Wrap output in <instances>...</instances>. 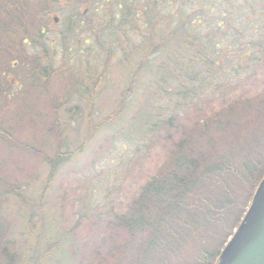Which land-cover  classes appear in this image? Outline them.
<instances>
[{
    "label": "rangeland",
    "instance_id": "rangeland-1",
    "mask_svg": "<svg viewBox=\"0 0 264 264\" xmlns=\"http://www.w3.org/2000/svg\"><path fill=\"white\" fill-rule=\"evenodd\" d=\"M25 1L26 9L16 0L0 16V264L213 263L202 254L229 238L222 234L227 222L221 221L227 213L244 209L247 198L241 192L231 198L220 188L214 195L204 191L195 197V209H181L184 204L172 200L160 204L164 238L153 249L127 244L117 231V217L126 215L146 183L169 166L177 142L192 135V119L227 106L208 89L200 92L199 102L189 104V90L185 98L178 94L180 86L167 91L160 77L173 61L170 50L155 48L138 69L146 31L133 32L124 24L127 10L144 20L152 13L166 18L173 13L175 24L180 13L193 11L197 4ZM209 1L218 0L204 3ZM227 3L217 8L226 10L227 22L232 12L233 23L247 24L249 11L257 20V7H264L246 0ZM74 15L78 23L70 26ZM211 17L222 18L220 12ZM197 26L194 31L201 32L205 24ZM164 29L161 23L153 37L159 38ZM171 45L167 42L164 48ZM245 74L248 78H239L230 95L264 93V69L253 66ZM157 85L164 89L156 92ZM198 85L195 81L194 91ZM242 125L241 137L251 130L248 123ZM255 129L258 145L264 141V111ZM227 134L237 139L236 133ZM59 154L48 179L46 158ZM226 202L237 203L236 210L227 208L217 218L222 211L217 208ZM172 227L176 236H170Z\"/></svg>",
    "mask_w": 264,
    "mask_h": 264
},
{
    "label": "trees",
    "instance_id": "trees-1",
    "mask_svg": "<svg viewBox=\"0 0 264 264\" xmlns=\"http://www.w3.org/2000/svg\"><path fill=\"white\" fill-rule=\"evenodd\" d=\"M204 1L187 0V3L192 2L197 6L193 11L183 15L180 13L175 24L173 13L168 18L152 13L148 20H144L136 19L131 13V8L127 10L129 17L124 22L130 25V30L132 27L136 30L133 32L146 31L143 33L145 48L143 57L137 65L138 69L142 68L141 65L145 64L147 57L153 55L155 48H161L160 52L170 50L173 61L167 65L168 72L160 77L167 85L165 87L167 91H172L173 85L180 86L178 94L185 98L189 90L193 95L186 103L189 104L190 101L199 102L200 92L208 89L213 98L221 96L224 99L223 103L227 105L218 110L203 111L200 116L192 119V135L177 142L171 150L166 163L169 166L161 170L159 176L156 175L146 183L126 215L117 217L118 235L123 236L127 244L144 247L142 248L144 251L148 247L156 248L155 244L161 243L164 238L161 226L165 219H161L158 214L160 204L172 200L175 205L183 203L181 209H195L196 198L203 196L204 191H210V194L214 195L219 188L231 198L236 197L237 192H241L247 198V204L242 211L230 215L227 213L222 218L221 222H227L222 234L231 235L245 212L256 184L264 175V141L257 145L259 136L255 129L257 117L264 111V93L250 96L240 92L236 96L230 95L233 88L238 86V79L243 76L247 79L245 73L253 66L264 69V7L261 9L257 7V20L250 18L249 11L245 19L247 24L244 21L233 23L232 12L227 22L223 19L226 10L217 8L219 3L228 7L229 0H218L213 4ZM246 1L264 4V0ZM15 2L16 0H0V16ZM18 2L24 8L29 3L25 0ZM155 4L156 0H153L151 7ZM217 12H220L222 18L211 17V14ZM161 23L165 25V29L159 38L153 37L154 30L160 27ZM198 23L205 24L201 32L194 31ZM224 34L226 36L219 39L220 35ZM227 36L229 40L225 42ZM232 37H236L235 41ZM167 42H172L173 45L164 48ZM161 69L164 70V66ZM104 74L105 69L95 78L94 86L102 80ZM133 74L137 76L138 73ZM228 76L229 80L226 81ZM195 81L199 84L197 91L193 90ZM161 89L164 88L158 85L155 87L156 92ZM243 123H248L251 130L241 137L240 134L244 131ZM229 131L236 133L237 139L225 137L224 134L228 136ZM60 160V154L54 159L46 158L50 166L48 179L53 176ZM236 204L226 202L217 208H221L222 211L215 216L217 218L223 216L227 208L234 209ZM173 227L171 231L169 230L170 236L177 235ZM224 240L222 239L213 251L203 252L202 258L210 256L214 260L220 247L227 241Z\"/></svg>",
    "mask_w": 264,
    "mask_h": 264
},
{
    "label": "water",
    "instance_id": "water-1",
    "mask_svg": "<svg viewBox=\"0 0 264 264\" xmlns=\"http://www.w3.org/2000/svg\"><path fill=\"white\" fill-rule=\"evenodd\" d=\"M213 264H264V175L232 236Z\"/></svg>",
    "mask_w": 264,
    "mask_h": 264
},
{
    "label": "flooded vegetation",
    "instance_id": "flooded-vegetation-1",
    "mask_svg": "<svg viewBox=\"0 0 264 264\" xmlns=\"http://www.w3.org/2000/svg\"><path fill=\"white\" fill-rule=\"evenodd\" d=\"M72 18V20H71V24H74V21H77V23H78V20L76 19V16L74 15V16H71ZM41 30H43V29H41ZM44 31V30H43Z\"/></svg>",
    "mask_w": 264,
    "mask_h": 264
}]
</instances>
